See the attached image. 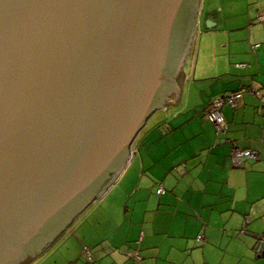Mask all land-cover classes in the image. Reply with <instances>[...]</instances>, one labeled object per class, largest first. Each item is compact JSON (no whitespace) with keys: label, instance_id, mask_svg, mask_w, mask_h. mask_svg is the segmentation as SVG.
<instances>
[{"label":"water","instance_id":"obj_1","mask_svg":"<svg viewBox=\"0 0 264 264\" xmlns=\"http://www.w3.org/2000/svg\"><path fill=\"white\" fill-rule=\"evenodd\" d=\"M200 3L0 0V264L32 263L118 178L178 99Z\"/></svg>","mask_w":264,"mask_h":264},{"label":"crops","instance_id":"obj_2","mask_svg":"<svg viewBox=\"0 0 264 264\" xmlns=\"http://www.w3.org/2000/svg\"><path fill=\"white\" fill-rule=\"evenodd\" d=\"M222 1L201 0L178 99L150 114L102 194V234L67 236L88 241L67 264H264V0ZM236 90L220 131L206 112ZM234 147L256 155L236 164Z\"/></svg>","mask_w":264,"mask_h":264},{"label":"rangeland","instance_id":"obj_3","mask_svg":"<svg viewBox=\"0 0 264 264\" xmlns=\"http://www.w3.org/2000/svg\"><path fill=\"white\" fill-rule=\"evenodd\" d=\"M221 0H215V3L220 2ZM225 4L228 3V0H223ZM208 3V0H203V3H201V8H204ZM200 9V6H199ZM199 15V10H198ZM193 43V42H192ZM194 45V44H193ZM192 52V45L190 49L187 51L186 58H188L191 55ZM185 58L184 64L187 63V59ZM182 68L177 72L176 74V83H180L181 73L183 71L184 65ZM66 234L62 237V240L57 243V245L51 249L52 251L46 253V255L43 256V259L41 262L34 260L32 263L37 264H67V261L72 260L77 253H81V250L83 249L82 243H79L78 240L85 241L88 244V241L83 238L82 235H80L79 238L77 236H74L76 239H73L72 237L68 238L67 236L72 232H93V234H102V195L98 197L96 200H94L80 215L79 217L74 220V222L67 228L65 231ZM62 255L61 258H59V255ZM53 255V256H52ZM52 256V257H51ZM87 257V256H86ZM76 258V257H75ZM59 259V261H58ZM81 260H84L80 257ZM85 261V260H84Z\"/></svg>","mask_w":264,"mask_h":264},{"label":"built area","instance_id":"obj_4","mask_svg":"<svg viewBox=\"0 0 264 264\" xmlns=\"http://www.w3.org/2000/svg\"><path fill=\"white\" fill-rule=\"evenodd\" d=\"M257 17L259 20H264V9H260L258 11ZM242 94V90H236L226 95L215 96L212 99L210 107L206 112V116L216 124L218 130L225 131L227 129V121L222 110L223 106L225 104L236 105L238 100L241 98ZM255 155L256 151L250 148L234 147L232 152V158L236 164H239L244 157H253ZM162 190L163 188L160 187L159 191ZM199 238L201 239L202 236H199ZM85 251L87 252L88 257L90 258L91 254L87 247L85 248ZM132 255H134V257L139 258V255H137V253H132Z\"/></svg>","mask_w":264,"mask_h":264},{"label":"flooded vegetation","instance_id":"obj_5","mask_svg":"<svg viewBox=\"0 0 264 264\" xmlns=\"http://www.w3.org/2000/svg\"><path fill=\"white\" fill-rule=\"evenodd\" d=\"M197 18H198V15H197ZM22 264H31V259L27 260L26 262H24Z\"/></svg>","mask_w":264,"mask_h":264},{"label":"trees","instance_id":"obj_6","mask_svg":"<svg viewBox=\"0 0 264 264\" xmlns=\"http://www.w3.org/2000/svg\"><path fill=\"white\" fill-rule=\"evenodd\" d=\"M231 105V104H230Z\"/></svg>","mask_w":264,"mask_h":264}]
</instances>
